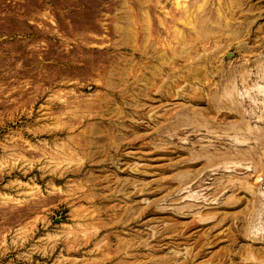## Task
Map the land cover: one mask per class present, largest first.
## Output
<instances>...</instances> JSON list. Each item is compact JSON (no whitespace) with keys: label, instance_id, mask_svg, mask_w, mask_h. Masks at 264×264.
<instances>
[{"label":"rangeland","instance_id":"rangeland-1","mask_svg":"<svg viewBox=\"0 0 264 264\" xmlns=\"http://www.w3.org/2000/svg\"><path fill=\"white\" fill-rule=\"evenodd\" d=\"M0 264H264V0H0Z\"/></svg>","mask_w":264,"mask_h":264}]
</instances>
